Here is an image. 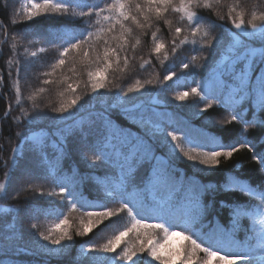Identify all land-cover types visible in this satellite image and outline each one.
<instances>
[{"label": "snow or ice", "instance_id": "obj_1", "mask_svg": "<svg viewBox=\"0 0 264 264\" xmlns=\"http://www.w3.org/2000/svg\"><path fill=\"white\" fill-rule=\"evenodd\" d=\"M224 0H30L23 9V18L31 22L41 17H60L67 21L79 20L82 27L78 32L71 34V38L63 44L57 45L59 55L53 69L63 68L67 63V57L76 53L80 57V64L87 75L86 86L91 87L93 93L106 88V79L109 69L115 65L117 68H128L130 58L129 50L134 51L141 43L134 33L145 34L146 29H151L156 22L163 21L170 29L171 21L166 17L169 10L181 14V20H186V25H177L171 40V54L176 55L178 48L191 42L193 51L201 52L209 49V55L216 52L220 44L219 35L212 36V32L223 30L227 25L216 23L209 17L202 15L199 9L208 10L225 7ZM7 8V0H4ZM239 5L227 6V12L216 11L215 15L220 21H229L234 33V42L230 44L224 61L217 66L211 77L214 87H209L207 82L192 87L190 91H180L175 95V100L185 101L189 96L198 97L204 103L203 107L197 105V115L208 112L213 104L224 108L228 117L223 118L221 125L238 124L239 128L232 130L234 138L225 143L223 136H215L205 133L203 129L200 136L204 144L194 137L191 131H183L177 134V129L165 132L162 124L157 123L154 117L161 114L155 109L138 111V106L123 107L119 113L121 123H117L107 111L97 114L90 122L87 130L74 132L69 129H49V134L63 136L64 142L57 140L60 151L55 157H49L46 152L47 140H41L38 144L29 143L33 137L29 134L31 125L43 119L66 121L67 116L48 118L44 115H34L27 118L23 125L24 132H17V145L11 150V158L4 162L9 169L6 175H11L21 167L24 160L25 148L28 149L30 159L34 164H26L22 168V175L32 177L36 167L44 166L39 177L44 182L52 181L59 191L47 193L39 191L41 197H59V204L49 200L48 206L43 209L45 215L59 211L60 206L68 207L70 211L77 210V202L85 209L84 215L87 221L81 220L79 226L69 222L67 215H62L59 222L48 233H40L39 238L47 241L52 247L43 248L49 255L61 254L68 245L63 241H72L75 236H86L93 228L104 221L119 217L122 213L130 219V225L119 231L107 243L100 248L89 247L81 249L89 264H264V131L256 138L254 143L249 139V129H264V24L257 25L256 21H264V9L258 15L255 11L250 13L251 19L245 21L246 13L238 11ZM17 15H19L17 13ZM12 24H16L13 19ZM188 30V36H182ZM4 30L5 43L8 39L6 27L0 24ZM250 28V31H249ZM25 37L30 29H21ZM158 31V29H157ZM157 31L151 33L153 53L159 55L166 45L157 36ZM200 38L199 41L197 38ZM240 37L249 38L247 42ZM15 40V36L12 37ZM259 41L260 47H251V44ZM16 44H12L15 50ZM39 52H45L41 47ZM32 57L37 52L31 53ZM165 59L168 53L165 52ZM208 59V55L203 57ZM196 60V56L192 57ZM11 64V61H9ZM30 63V62H29ZM145 63H150L145 61ZM90 65H96V69L90 70ZM182 68L189 69L188 62L182 63ZM141 68L144 64L140 65ZM195 68L196 65H191ZM29 64L17 61L16 93L19 98V73L29 72ZM70 72L75 74L77 69L75 61L69 66ZM44 76H51V72H45ZM175 75L170 72L164 76L165 81H170ZM66 83L67 90L75 93L79 83ZM44 85H50L54 81L44 79ZM150 84L151 81H148ZM142 85L137 80L135 86L129 87L128 92H139ZM40 91H44L43 88ZM32 99V97H29ZM80 97H74L67 104H62L52 111L65 114L71 108H75ZM112 107H117L113 105ZM11 111L9 106L8 112ZM35 111V110H34ZM251 114V119L247 118ZM8 113H6L7 117ZM208 124L213 123L211 115L207 118ZM130 125L137 126L135 133ZM68 132L79 138L76 152L81 160L90 167L103 164L105 195L110 197L116 207L92 205L86 201L83 194L76 190L78 181L73 177L61 174L59 167L67 148ZM170 138V139H169ZM189 145L185 151L183 145ZM210 144L207 150H201ZM259 144V148L257 147ZM166 149V151H165ZM242 149L252 153L251 159L259 165L258 170L245 177L219 183L215 187L196 184L191 178L177 166L180 154L187 161L192 162L196 172L211 171L213 174L221 169L222 160L230 161L235 153ZM192 153H195L193 155ZM197 165L203 167H196ZM258 172V175L256 174ZM239 175V173H237ZM247 180V182H244ZM82 182V181H79ZM255 185L252 187L250 185ZM11 181H9V186ZM20 189L15 195L19 194ZM35 191V189H33ZM238 192L256 198L258 203L251 201L229 200L221 197L218 200L220 209L229 210V226L224 227L219 223H213L217 218L213 215L214 202L220 193ZM0 193L8 196V189L0 184ZM205 194H209L212 200L204 201ZM242 205H247L246 207ZM96 208L99 210H87ZM243 218L252 221V227L242 225ZM208 221L205 223V221ZM31 227L35 229L36 224ZM244 231V239L238 238V233ZM55 233V234H53ZM134 234L136 244L128 247L125 243L120 248L125 237ZM19 237L15 229L7 232L0 227V251L8 255L10 249L17 254H26L27 247H21ZM174 238L182 243L173 244ZM43 247V246H41ZM120 248L118 252L117 249ZM88 252H102L103 256H87ZM259 253V257H257ZM115 254V255H110ZM0 264L5 260L0 258ZM22 264V262H21Z\"/></svg>", "mask_w": 264, "mask_h": 264}, {"label": "trees", "instance_id": "obj_2", "mask_svg": "<svg viewBox=\"0 0 264 264\" xmlns=\"http://www.w3.org/2000/svg\"><path fill=\"white\" fill-rule=\"evenodd\" d=\"M23 0H7L8 7H4V0H0V24L7 29L8 39L5 43H0V184H4L8 189V196L5 197L0 193V227L7 232L15 229L16 234L21 237L18 241L21 247H27L26 254H17L8 250V255L5 256L3 251H0V258L5 260V264H89L88 260L81 256L80 250L82 248H100L107 243L119 231L130 225V219L126 214L122 213L119 217L104 221L99 226L93 228L86 236H75L73 234L72 241H63V245H68L64 251L57 255H49L43 251V248L52 247L47 241L39 238L42 232L48 234L54 226L62 218V215H67L69 222L75 226H79L81 220L87 221V217L83 214L85 209L81 207V202H77V210L70 211L68 207L60 206L58 212L45 215L43 209L48 206L49 200L56 201L59 204V197H41L38 195L39 191L45 193L49 191H59L58 187H54L51 180L44 182L39 177L42 175L44 166L35 168L33 176L27 177L22 175V168L26 164H34L30 159V153L27 148L24 152V160L21 162V167L17 168L11 175H6L9 169L4 166L11 158V150L17 143L16 133L24 132V127L27 123V118L34 115H44L48 118L60 117L65 115L68 117L66 121H55L52 119H43L31 125L30 135L33 139L29 142L31 144H38L41 140H47L46 152L49 157H55L60 151L57 140L64 142L63 136H56L49 134V129L53 131L56 128L69 129L74 132L87 130L90 122L97 114L107 111L112 115L117 123H121L119 113L121 106L133 107L138 106V111H149L155 109L161 115L154 117L157 123L162 124L165 132L177 129V134H182L183 131H191L192 135L196 137L202 144H204L203 137L200 131L203 129L205 133L223 136L224 142L227 143L234 138L233 129L239 128L238 124L221 125L219 121L228 117V112L213 104V108L208 112L197 115L199 105L204 106V103L198 97L189 96L185 101L175 100V95L180 91H185L198 84L207 82L209 87H214L211 77L216 71L218 65L223 63L224 56L227 49L234 42V33L236 30L232 29L229 21L218 20L215 12L218 10L222 13L227 12V6L233 4L239 5L238 11H244L245 21L251 19L250 13L255 11L258 15L262 14L264 9V0H224L225 7L214 9L211 13L205 9H199L202 15L209 17L216 23L227 25L223 30L212 32V36L219 35L221 37L220 44L217 45L216 52L204 49L201 52L193 51L194 47L199 45H192L189 42L187 45L178 48L175 56L171 54V40L174 34V28L177 25H186V20H181V14L175 13L171 10L166 14V17L171 21V29L164 24L163 21L154 23L151 29H146L145 34L141 35L139 32L134 33L138 36L141 43L136 46L135 50H129L128 56L130 64L128 68H117L115 65L109 69L106 79V88L99 90L98 93H93L91 87L86 86L87 75L80 64V57L76 53H71L66 58L67 63L63 68L53 69V65L58 58L59 51L57 45L63 44L71 38V34L78 32L82 27V22L67 21L66 18L60 17H41L34 19L31 22L25 21L23 18V10L20 4ZM40 2V0H37ZM99 2V0H97ZM179 5V0H175ZM20 8V9H18ZM17 13L19 15H17ZM16 20V24H12V20ZM257 25L264 24V21H256ZM29 28V34L20 31L21 29ZM158 29V31H157ZM157 31L158 38L163 41L166 48L157 56L153 53V42L151 33ZM250 31V28H249ZM4 30L0 28V41L4 40ZM15 36V40L12 37ZM182 36H189L188 30ZM199 41V37L197 38ZM241 40L247 42L249 38L240 37ZM16 44L15 50L12 49V44ZM45 48V52H39V49ZM251 47L259 48L260 43L256 41L251 44ZM37 52L36 57H27L32 52ZM165 52L168 53V58L165 59ZM196 56L193 61L192 57ZM208 55V59L203 57ZM11 61V64L9 63ZM17 61H23L29 64L31 70L27 73H19V88L20 94L17 98L16 93V78H17ZM77 72L73 74L70 72L69 66L73 65ZM149 61L150 63H145ZM30 62V63H29ZM188 62L189 69L182 68V63ZM144 64L141 68L140 65ZM196 67L192 68L191 65ZM96 65H90V70H95ZM45 72H51V76H44ZM170 72L175 75L170 81H165L164 76ZM50 79L54 83L44 85L42 81ZM79 83L75 93L67 90L66 83ZM139 80L142 85L139 92H128L129 87H133L136 81ZM148 81H151L149 84ZM43 88L44 91H40ZM80 97L75 108H71L69 113L61 114L52 111L54 108L60 107L62 104H67L74 97ZM32 97V99H29ZM116 105L117 107H112ZM9 106L11 111L8 112ZM35 110V111H34ZM6 113H8L6 117ZM164 116V118L162 117ZM211 115L213 123L208 124L207 118ZM251 119V114L247 115ZM136 127L130 125L131 131L135 133ZM264 129L251 128L249 129V139L254 143L256 138ZM66 141L67 152L62 159L59 167L61 174L68 177L69 181L75 177L78 181L76 190L83 194V197L92 205L106 206L108 208L116 207L117 204L112 201L110 197L105 195L104 171L103 164H98L95 167H90L85 161L81 160L76 152V146L79 138L72 136L68 132ZM170 139V138H169ZM185 151L189 150V145H183ZM211 145L207 144L201 150H207ZM259 148V144H257ZM166 151V149H165ZM195 155V153H192ZM252 153L242 149L234 154L230 161H223L221 169L214 174L211 171L203 173L196 172L191 166L192 162L187 161L183 154H180V159L177 161V166L191 178L192 181L200 185H208L215 187L219 183L230 180L232 176L236 179H244L251 175L254 170H258L259 165L251 159ZM196 167H203L197 165ZM239 173V175H237ZM258 175V172H256ZM9 181L11 185L9 186ZM82 181V182H79ZM247 182V180H244ZM255 187V185H250ZM20 189L19 194L15 195ZM35 189V191H33ZM221 197H227L229 200L251 201L253 204L258 203L256 198L250 197L247 194L238 192L220 193L214 202L213 215L216 220L213 223H219L224 227L229 226L228 216L229 210L227 208L220 209L218 200ZM212 200L209 194H205L204 201ZM246 207L247 205H242ZM87 210H99L96 208H88ZM208 221L206 220L205 223ZM242 225L246 228L252 227V221L248 218H243ZM32 224L37 227L33 229ZM55 234V233H53ZM244 231L238 233L239 239H244ZM132 247L136 244L134 234H129L125 237V242H122L120 248L125 246ZM43 246V247H41ZM2 247V246H0ZM120 248L117 251H120ZM87 256H103L102 252H88ZM115 255V254H110ZM259 257V253L256 254Z\"/></svg>", "mask_w": 264, "mask_h": 264}, {"label": "rangeland", "instance_id": "obj_3", "mask_svg": "<svg viewBox=\"0 0 264 264\" xmlns=\"http://www.w3.org/2000/svg\"><path fill=\"white\" fill-rule=\"evenodd\" d=\"M29 2H30V0H23L22 2H21V4H20V8H22V10L24 9V7L25 6H27L28 4H29ZM20 8H18V9H20ZM32 57L31 56V54L30 55H28L27 57ZM172 243L175 245V244H178V243H182V241H180L178 238H174L173 239V241H172ZM82 249H86L85 247L84 248H82ZM80 252H81V250H80ZM82 256V255H81ZM83 257V256H82ZM117 264H119V262H117Z\"/></svg>", "mask_w": 264, "mask_h": 264}]
</instances>
